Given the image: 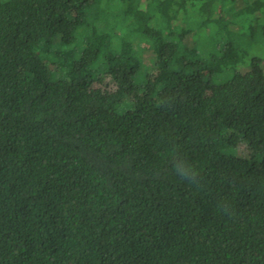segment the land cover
Masks as SVG:
<instances>
[{
	"label": "trees",
	"instance_id": "1",
	"mask_svg": "<svg viewBox=\"0 0 264 264\" xmlns=\"http://www.w3.org/2000/svg\"><path fill=\"white\" fill-rule=\"evenodd\" d=\"M0 264H264V0H0Z\"/></svg>",
	"mask_w": 264,
	"mask_h": 264
},
{
	"label": "clouds",
	"instance_id": "2",
	"mask_svg": "<svg viewBox=\"0 0 264 264\" xmlns=\"http://www.w3.org/2000/svg\"><path fill=\"white\" fill-rule=\"evenodd\" d=\"M174 168L176 175L184 179H189L192 181L196 180L197 173L190 165H187L183 160H180L178 163H176Z\"/></svg>",
	"mask_w": 264,
	"mask_h": 264
}]
</instances>
